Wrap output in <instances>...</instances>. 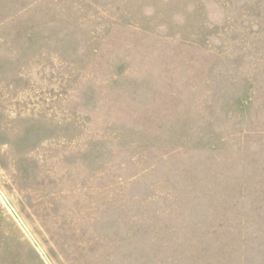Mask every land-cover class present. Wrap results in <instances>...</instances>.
Masks as SVG:
<instances>
[{
	"label": "rangeland",
	"instance_id": "rangeland-1",
	"mask_svg": "<svg viewBox=\"0 0 264 264\" xmlns=\"http://www.w3.org/2000/svg\"><path fill=\"white\" fill-rule=\"evenodd\" d=\"M0 193L48 264H264V0H0Z\"/></svg>",
	"mask_w": 264,
	"mask_h": 264
},
{
	"label": "water",
	"instance_id": "water-1",
	"mask_svg": "<svg viewBox=\"0 0 264 264\" xmlns=\"http://www.w3.org/2000/svg\"><path fill=\"white\" fill-rule=\"evenodd\" d=\"M0 198L2 200V202L4 203V205L7 207V209L10 211V213L13 215V217L15 218V220L17 221V223L20 225V227L23 229V231L26 233V235L28 236V238L30 239V241L33 243V245L35 246V248L37 249V251L40 253V255L42 256V258L47 262V259L45 257V255L42 253V251L40 250V248L37 246V244L33 241V239L30 237V235L27 233L26 229L24 228V226L21 224L19 218L17 217V215L14 213V211L11 209V207L9 206V204L7 203V201L5 200V198L1 195L0 193ZM48 264V262H47Z\"/></svg>",
	"mask_w": 264,
	"mask_h": 264
}]
</instances>
